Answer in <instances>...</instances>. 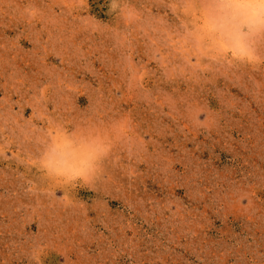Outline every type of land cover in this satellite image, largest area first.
I'll list each match as a JSON object with an SVG mask.
<instances>
[{"label": "rangeland", "instance_id": "374dc122", "mask_svg": "<svg viewBox=\"0 0 264 264\" xmlns=\"http://www.w3.org/2000/svg\"><path fill=\"white\" fill-rule=\"evenodd\" d=\"M208 4L0 0V264H264V38Z\"/></svg>", "mask_w": 264, "mask_h": 264}, {"label": "clouds", "instance_id": "9594fccd", "mask_svg": "<svg viewBox=\"0 0 264 264\" xmlns=\"http://www.w3.org/2000/svg\"><path fill=\"white\" fill-rule=\"evenodd\" d=\"M207 12L215 22L212 30L227 29L228 25H233L235 31H228L227 35L233 42V49L247 52L248 47L243 43L250 35H256L264 38V0H209ZM240 29H246L241 33ZM242 63H251L247 55L241 58ZM123 130L131 127L129 120L121 122ZM59 147L67 150L70 143L65 141ZM112 145H99L96 148L84 149L78 160L68 163L64 158L68 153L63 151L60 158L49 157L42 167L51 177L62 178L66 183L76 181L90 182L95 174L100 170V163L112 151Z\"/></svg>", "mask_w": 264, "mask_h": 264}]
</instances>
